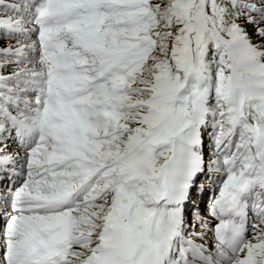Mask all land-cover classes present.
Instances as JSON below:
<instances>
[{
    "label": "snow or ice",
    "instance_id": "obj_1",
    "mask_svg": "<svg viewBox=\"0 0 264 264\" xmlns=\"http://www.w3.org/2000/svg\"><path fill=\"white\" fill-rule=\"evenodd\" d=\"M0 264H264V0H0Z\"/></svg>",
    "mask_w": 264,
    "mask_h": 264
}]
</instances>
